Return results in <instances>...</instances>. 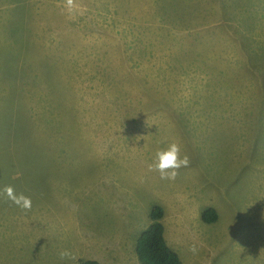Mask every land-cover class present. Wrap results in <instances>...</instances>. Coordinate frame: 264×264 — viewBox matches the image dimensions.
Instances as JSON below:
<instances>
[{"label":"rangeland","instance_id":"obj_1","mask_svg":"<svg viewBox=\"0 0 264 264\" xmlns=\"http://www.w3.org/2000/svg\"><path fill=\"white\" fill-rule=\"evenodd\" d=\"M79 2L0 0V264H142L155 205L181 264H264V0Z\"/></svg>","mask_w":264,"mask_h":264},{"label":"trees","instance_id":"obj_2","mask_svg":"<svg viewBox=\"0 0 264 264\" xmlns=\"http://www.w3.org/2000/svg\"><path fill=\"white\" fill-rule=\"evenodd\" d=\"M163 0L161 3H165ZM160 3V4H161ZM170 3V2H169ZM167 3L164 8L169 5ZM170 7L164 9V14L169 11ZM172 11V9H170ZM173 10H176L175 5ZM172 16L177 15V11L173 12ZM174 19L175 18H170ZM247 29L251 28L252 24L249 20ZM165 211L161 205H155L151 211V225L145 229L139 236L137 242V254L142 264H181V259L178 253L167 243L165 237V226L163 224V217ZM218 218V212L215 208H207L202 213V219L205 222H214ZM81 264H103L96 259L84 260Z\"/></svg>","mask_w":264,"mask_h":264},{"label":"clouds","instance_id":"obj_3","mask_svg":"<svg viewBox=\"0 0 264 264\" xmlns=\"http://www.w3.org/2000/svg\"><path fill=\"white\" fill-rule=\"evenodd\" d=\"M64 10L69 17L77 14H82V5L79 0H64ZM190 165V158L187 154L182 153L181 145L177 142L170 143L166 149L159 150L156 153L155 160L150 164L149 171L158 172L160 178L163 180H175L179 175L181 168H186ZM6 197L12 201L16 206L23 211H31L32 200L31 197L23 193L17 194L12 186H5L3 189ZM191 251L196 252L195 245L192 246ZM61 261L75 260L76 257L68 250H63L59 253Z\"/></svg>","mask_w":264,"mask_h":264}]
</instances>
